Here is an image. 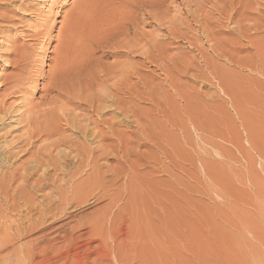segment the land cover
<instances>
[{
	"label": "rangeland",
	"instance_id": "obj_1",
	"mask_svg": "<svg viewBox=\"0 0 264 264\" xmlns=\"http://www.w3.org/2000/svg\"><path fill=\"white\" fill-rule=\"evenodd\" d=\"M81 1L0 0V264L97 208L124 256L264 264V0H126L98 40Z\"/></svg>",
	"mask_w": 264,
	"mask_h": 264
},
{
	"label": "bare ground",
	"instance_id": "obj_2",
	"mask_svg": "<svg viewBox=\"0 0 264 264\" xmlns=\"http://www.w3.org/2000/svg\"><path fill=\"white\" fill-rule=\"evenodd\" d=\"M125 1L126 0H82L78 5L75 6L74 13L72 14L71 21L69 22L70 35L74 36L75 34L80 33L88 37H91L92 40L93 39L98 40L101 34L103 33L100 30L101 27L103 26L102 24H105V25L106 23L113 24L115 22V18L117 14L123 9ZM146 1L147 0H139V2H141L142 4ZM45 2L46 1H41V3H45ZM47 8L49 10L52 9L51 5H47ZM52 17L54 19L55 15ZM113 26L114 25L109 26V27H113ZM114 27H117V25ZM64 65H65L64 62H62L61 64H59V67L62 66L63 68ZM59 71H61L60 68H59ZM124 122L123 124H125ZM44 133L47 134V132H44ZM92 171H93V168H92ZM94 173L92 177L94 176ZM95 180H96V177H95ZM101 180H104V179L101 178L99 182H96V184L98 185L103 184V186L105 184L106 186V184L109 183V182L104 183L105 181L102 182ZM115 180L117 179H112L111 182L113 183ZM103 186L102 188H105ZM72 197H76V195ZM106 197L108 196H106V193H103V192L100 194L98 198H95V196L92 193H88L82 197L77 196V199L75 198L74 201L69 200L68 203L54 202L52 205L53 207L47 206V204H45L44 206H40L38 208L35 207V209H30L29 213H31L32 210H34L36 212V217H34L33 219H28L27 222L29 224L27 226H22V231L28 233V231L31 232L35 230H41L40 227L43 226L44 224L43 222L45 220L60 219L63 213L67 212L66 208L68 206H70V209L73 206H75V208H78L88 203L93 198H95L96 200H99V199H104ZM109 199L110 197L108 198V200ZM65 206L67 207L64 208ZM71 210L74 211V208ZM99 211H102V210H100V208L95 209L94 211L91 212L90 216L88 215L85 216L86 219H81L78 221L76 220V223L73 226L64 230L62 234H60L59 236L61 247L55 248V246L50 243L48 244L45 243V245H43L44 244L43 243L41 245V247L42 246L43 247L42 249H39V252H37L38 250L35 251L36 248L33 250H30L29 253L26 254V257H25V260L27 261L26 263L28 264H57V263L58 264H171L172 258L169 252L170 250H173V242L169 240L167 241L168 243L166 245L167 246L166 249H163V248L160 249L161 247H159V244H157V250L153 252L147 251V249L145 250V247H142L144 248V250L141 249L140 251L138 250L136 254L135 252H133L132 254L129 253L130 256H124L122 254V250H123L122 247L116 244L117 240H115V238L112 236L113 233L110 230L107 231L106 229V225H107L106 223H108L107 222L108 216L100 213ZM109 219H112V218L109 217ZM84 229L86 231H83ZM20 231H17V233H19ZM115 237L117 239V236ZM93 243H96V246L92 247L91 245ZM37 246H40V245L37 244ZM139 246L140 245H138V247ZM136 249L138 248H135L134 251H136ZM148 253H150L151 255H148ZM161 253H163V255ZM225 253L226 254H225L224 264H241V263H238V261H236V259L233 256L227 253V251H225ZM50 254H54L53 258L49 257ZM92 256H93V259H90Z\"/></svg>",
	"mask_w": 264,
	"mask_h": 264
}]
</instances>
